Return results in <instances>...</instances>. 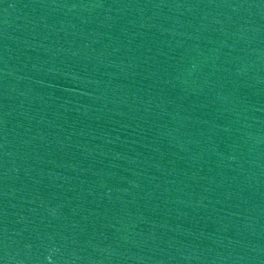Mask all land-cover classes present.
<instances>
[{
  "label": "water",
  "instance_id": "obj_1",
  "mask_svg": "<svg viewBox=\"0 0 264 264\" xmlns=\"http://www.w3.org/2000/svg\"><path fill=\"white\" fill-rule=\"evenodd\" d=\"M0 264H264V0H0Z\"/></svg>",
  "mask_w": 264,
  "mask_h": 264
}]
</instances>
